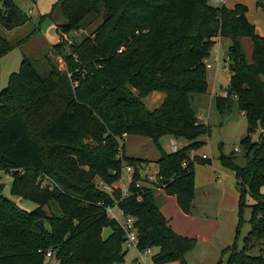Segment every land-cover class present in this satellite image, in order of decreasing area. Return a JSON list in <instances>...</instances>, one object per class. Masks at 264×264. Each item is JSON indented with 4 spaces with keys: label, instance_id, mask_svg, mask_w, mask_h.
<instances>
[{
    "label": "trees",
    "instance_id": "obj_1",
    "mask_svg": "<svg viewBox=\"0 0 264 264\" xmlns=\"http://www.w3.org/2000/svg\"><path fill=\"white\" fill-rule=\"evenodd\" d=\"M255 5L264 14V0ZM246 12L242 3L227 7L211 0H57L51 6L46 16L59 13L62 18L55 24L59 40L52 49L64 68L49 62L48 73L40 76L24 56L0 88V171L11 176V194L36 203L30 210L21 208L2 194L0 183V264H43L37 249L49 247L57 249L60 264H122L123 232L104 209L112 203L135 218L137 248H157L153 264H189L185 254L196 239L171 227L159 209L158 188L134 185L143 179L140 166L150 160L125 155L122 145L118 156V137L136 133L152 139L159 150L154 161L161 189L189 212L194 165L211 162L200 155L188 160V153L204 144L200 135L209 133V125L197 117L195 97L208 90L204 58L217 37L229 38V77L226 95H214V105L220 113L234 105L247 121L239 139L245 163L237 164L234 152L218 155L233 171L239 193L234 240L220 254L227 252L226 264H264V254L249 252L264 238V35L256 32ZM96 17L100 21L82 38L62 39ZM29 19L14 0H0L2 29ZM243 36L251 41L249 58ZM14 45L0 33V57ZM151 91L163 97L148 108L143 98ZM163 134L188 142L165 151L158 142ZM125 164L133 165L128 194L95 186L96 177L116 181ZM40 174L55 185L41 188ZM246 193L255 199L249 204L250 228L238 247ZM51 204L58 212L46 211ZM38 219L42 227L35 223ZM106 227L110 231L103 236ZM221 255L215 264H221Z\"/></svg>",
    "mask_w": 264,
    "mask_h": 264
},
{
    "label": "rangeland",
    "instance_id": "obj_2",
    "mask_svg": "<svg viewBox=\"0 0 264 264\" xmlns=\"http://www.w3.org/2000/svg\"><path fill=\"white\" fill-rule=\"evenodd\" d=\"M56 1L14 0L17 6L30 19L24 24L10 30L2 29L0 26V33L15 44L12 49L0 57V88L7 85L11 72L18 71L20 60L24 56L31 62L40 76H45L48 73L50 63H55L57 67L64 68L62 57L57 55V52L52 49V45L59 40L55 24L59 20H62V18L58 15L59 13H54L52 18L46 16ZM33 2H35V8L32 13H28V9L33 6ZM211 3L213 5L221 4V2H214L212 0ZM250 6L251 8L246 13L249 21L253 17L264 20V14L260 7L256 5ZM99 21L100 18L96 17L86 28L80 31H70L63 35L62 39L65 41L78 40L83 37V34L89 33ZM36 26L37 29L34 30ZM258 26L261 28L259 24ZM221 40V46L219 44L217 53L220 60L216 64V61L213 59L216 54L211 53L208 57L211 66L207 67L206 70V78L209 82L208 90L211 86L217 90V92L213 91V96L223 90L229 77V71L226 66L227 62L223 60V54L226 52L229 38L224 37ZM240 40L243 50L247 58H249L251 41L247 36L241 37ZM217 44L218 42L215 45L217 46ZM66 47L68 46L66 45ZM63 50H67V48ZM213 74L214 77H212ZM161 97H163L162 92L152 91L143 98V102L148 108H152L162 100H159ZM202 101L196 107V111L201 115V119H198L209 125V133L200 135L199 139L203 140L204 144L196 149H191L189 153L200 155L202 154L201 152H204L211 162L209 164L195 163L194 165V195L192 206L188 212L194 219L190 218L188 220L183 217L173 200L166 199L167 201L163 206L165 213L171 217L175 224L179 226L187 224L192 228V230H189L190 233L192 235L196 233L194 247L185 254V258L189 264H215L221 255V249L233 242L239 213L238 185L236 184L233 171L220 163L218 155L220 153L229 154L234 152L236 163L239 165L245 163L244 150L239 145V139L245 133L247 124L242 111L233 105L229 111L220 113L215 107L211 96H208L207 99L205 97ZM258 132L259 126L253 133V138L257 137ZM125 137L127 138V148L129 147L134 153L141 155L144 153H148L149 155L154 154V152L157 153L154 142L148 136L129 133L123 136V138ZM170 137L172 135L163 134V136L158 138V141L168 149ZM173 137L177 142L179 140L181 142L186 141L184 138ZM121 142V145H123V139ZM235 147H238V149L236 150ZM0 183L2 194L15 201L21 208L30 210L36 206V203L33 201L10 193L11 176L8 173L0 171ZM260 191L264 193V185L260 187ZM157 193H162V190L157 189L156 195H158ZM254 199L250 194H245V205L242 206L240 212L242 221L235 239L238 247H241L242 238L250 228L249 217L251 208L249 204ZM158 204L161 205L160 201H158ZM46 211L58 212L54 204L46 208ZM107 230L105 228L104 232L106 233ZM123 248L126 249V254L122 264H136L133 260V257L136 255L135 248L133 246H126L125 243H123ZM156 250V247H151L150 253L146 256V264H151L150 255ZM249 252L264 254V238L261 244L253 247ZM226 257L227 252L221 255V264H226Z\"/></svg>",
    "mask_w": 264,
    "mask_h": 264
},
{
    "label": "built area",
    "instance_id": "obj_3",
    "mask_svg": "<svg viewBox=\"0 0 264 264\" xmlns=\"http://www.w3.org/2000/svg\"><path fill=\"white\" fill-rule=\"evenodd\" d=\"M214 2H218L220 0H212ZM35 8V2H33V6L28 9V13H32ZM218 48L219 45L213 46L210 53H215L216 56L213 58L216 61V64L220 60L219 57L217 56L218 53ZM223 60H226V55L225 53L223 54ZM204 63L206 67H210L211 63L208 61V57L204 58ZM236 95L233 94V98H235ZM259 130L261 128L259 127ZM125 134L123 133L121 136L118 137V143H119V151H118V156H121V151H120V146L122 144L121 140L123 139V136ZM181 147L180 143L176 141V139L172 136L168 140V149L170 152L177 151ZM237 150L238 147H235ZM194 153H188V160H194L195 158ZM201 157H207L204 153L200 154ZM186 160H183L181 162V165H185ZM132 171H133V165L130 164H125L122 168V171L120 172L119 178L112 182V183H107L100 178L96 177L94 179V184L97 188H100L103 191H106L110 194L113 193V189L119 188L120 193L122 196L128 194V186L130 182L132 181ZM141 177L143 179H137L134 181L135 186H150L154 188L161 189L163 186V180L160 175H158V170L157 168L149 171V172H143L141 174ZM37 182L41 188L43 187H48L52 188L55 183L51 178H49L46 175L40 174L37 177ZM104 209L107 213V215L110 218H113L116 220L120 228L122 229L123 236H124V243L126 246H133L137 250V255H136V261L140 264H146V256L150 253L151 247H146L143 249H138L137 248V234H136V227L134 224L135 218L131 215L125 214L123 210L116 204H106L104 206ZM37 251L42 255L43 258V264H60L57 249H54L52 247H49L47 249H40L38 248ZM152 255V254H151ZM150 255V256H151ZM150 263L153 264L151 258H150ZM160 264H171V262H162Z\"/></svg>",
    "mask_w": 264,
    "mask_h": 264
},
{
    "label": "crops",
    "instance_id": "obj_4",
    "mask_svg": "<svg viewBox=\"0 0 264 264\" xmlns=\"http://www.w3.org/2000/svg\"><path fill=\"white\" fill-rule=\"evenodd\" d=\"M218 2H221V4H224L225 6H227V7H232L235 3H242V4H244V5H246V7H247V12L249 11V9L251 8V6L250 5H254L255 6V0H220V1H218ZM255 9H257V7H255ZM246 12V13H247ZM251 22L255 25V30H256V32H258L259 34H263L264 35V20H262L261 18H258V17H253V19L251 20ZM258 24L261 26V28L258 26ZM259 28V29H258ZM223 37H217L216 38V42H215V44L218 42V45L220 44V46H221V39H222ZM214 44V45H215ZM216 46V45H215ZM211 54V53H210ZM210 54H209V56H210ZM208 56V57H209ZM212 77H214V74L212 75ZM206 80H207V78H206ZM207 83H208V85H209V82H208V80H207ZM225 87V86H224ZM210 90V91H209ZM209 90H207V92L205 93V94H202V95H199V96H196L195 97V106L197 107L199 104H201L203 101L202 100H204V98L206 97V99L208 98V96H211L212 97V99H213V91H216L217 92V90H215L214 89V87H210V89ZM152 92V91H151ZM211 92V93H210ZM149 94V93H148ZM147 94V95H148ZM220 95H226V92L224 91V88H223V90L219 93ZM146 95V96H147ZM162 99V97L159 99V100H161ZM197 110V109H196ZM198 112V111H197ZM196 112V113H197ZM242 113H243V111H242ZM197 117L198 118H200L201 119V115H200V113H197ZM124 136H126V135H124ZM161 136H163V135H161ZM160 136V137H161ZM150 140H152L151 138H150ZM126 142H127V138L125 137V138H123V145H122V151H123V153L125 154V155H127V156H134V157H142V158H146V159H148V160H150L149 161V163H147V164H143L144 166H141L142 167V169H141V167L139 168V170H140V174H142L143 172H147V171H150V170H153V169H155V168H157V164L155 163V161L154 160H156L157 159V157L159 156V150H158V148H157V146L155 145V143H154V145H155V148H156V151H157V153L156 152H154V154H152V155H149L148 153H144L143 155H141V154H137V153H134L133 151H131V149H129V147L127 148V145H126ZM159 142V141H158ZM188 141L186 140V141H180L179 140V143L181 144V145H185L186 143H187ZM153 143V142H152ZM159 145H160V147L163 149V150H165V151H168V149H166V147L165 146H163L160 142H159ZM201 153H204V152H201ZM162 190V189H161ZM158 194V198H159V201H160V204L161 205H159V209H160V211H161V213L168 219V222H169V224L171 225V227L177 232V233H179V234H182V235H185V236H188V237H195L196 236V233L194 234V235H192V233H190V231L189 230H192V228L189 226V225H185V226H179V225H177V224H175V222H173L172 221V219H171V217L170 216H168L166 213H165V211H164V205H165V203H166V199H170V200H173V202H175L176 203V200H175V196L174 195H170V194H166L163 190H162V193H157ZM176 205H177V203H176ZM177 207L179 208V206L177 205ZM180 209V208H179ZM176 211V210H175ZM180 213H181V215H183V217H185V218H187L188 220L190 219V218H192V215H190L188 212H183L181 209H180ZM192 219H194V218H192ZM108 230L106 231V233L104 232V229H103V231H102V234H103V236H106L108 233H109V231H110V229L108 228V227H106ZM135 248V247H134ZM135 250H136V248H135ZM136 255H137V250H136ZM136 255L133 257V260H134V262L136 263V264H140V263H138L137 261H136ZM177 262H171V264H176Z\"/></svg>",
    "mask_w": 264,
    "mask_h": 264
},
{
    "label": "water",
    "instance_id": "obj_5",
    "mask_svg": "<svg viewBox=\"0 0 264 264\" xmlns=\"http://www.w3.org/2000/svg\"><path fill=\"white\" fill-rule=\"evenodd\" d=\"M35 223L39 226V227H42V222L40 219L36 220Z\"/></svg>",
    "mask_w": 264,
    "mask_h": 264
}]
</instances>
